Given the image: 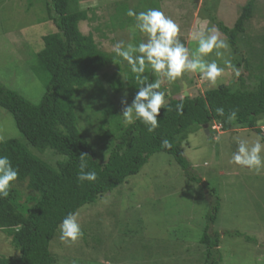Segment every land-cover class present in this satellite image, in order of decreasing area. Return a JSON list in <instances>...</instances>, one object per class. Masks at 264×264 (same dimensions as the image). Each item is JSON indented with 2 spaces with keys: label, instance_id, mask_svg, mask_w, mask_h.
I'll use <instances>...</instances> for the list:
<instances>
[{
  "label": "rangeland",
  "instance_id": "1",
  "mask_svg": "<svg viewBox=\"0 0 264 264\" xmlns=\"http://www.w3.org/2000/svg\"><path fill=\"white\" fill-rule=\"evenodd\" d=\"M248 1L89 0L80 4V9L89 10L90 16L81 22L80 28L84 34L93 33L100 48L114 54L113 46L119 41L125 44L146 41V36L134 29V18L127 15L126 9L138 13L155 8L180 26L181 42L194 50V31L201 27L218 28L217 21L233 27ZM45 5L43 0H0V83L35 104L46 92L47 78L35 66L37 53L44 48V36L56 31L54 22L47 18ZM122 6L125 11L119 13ZM219 32L229 48L224 50L223 58L210 54L208 59H215L225 68L221 81L212 85L201 80L198 73H185L173 83L164 80L159 91L165 93L167 103L184 97L186 92L196 97L223 84L239 88L241 76L246 88L258 86L264 77V0H257L237 50ZM224 59L231 60L240 71L239 77L224 65ZM127 65L116 57L114 63L100 72L96 82L78 95L81 125L96 149L104 146L98 131L102 115L96 114L90 123L84 118L86 110L91 112L90 106H102L101 101L108 98V104L112 101L122 115L121 101L125 94L129 104L133 97L127 90L116 94L111 81L113 77L125 78ZM152 78H156L153 73ZM104 87L108 94H104ZM10 138L27 142L14 116L0 106V141ZM256 138L262 137L253 129L224 131L215 122L212 133L201 127L192 131L183 148L192 173L202 178L200 182L191 180L172 155L154 154L139 174L78 212L81 228L89 232L86 239L82 236L69 246L57 235L51 246L56 264H204L206 247L200 238L217 199L220 209L212 229L221 233L220 264H264V171L256 174L228 163L232 148H238L237 139ZM43 157L53 164L58 159L48 151ZM21 187L26 200L31 192L26 184ZM136 231L139 236L131 239ZM12 233L11 226L0 228V256L19 255ZM97 236L101 243L93 240Z\"/></svg>",
  "mask_w": 264,
  "mask_h": 264
},
{
  "label": "trees",
  "instance_id": "2",
  "mask_svg": "<svg viewBox=\"0 0 264 264\" xmlns=\"http://www.w3.org/2000/svg\"><path fill=\"white\" fill-rule=\"evenodd\" d=\"M43 1L47 18L54 22L56 31L44 36V48L37 53L35 66L47 75L42 100L35 104L0 83V106L14 116L27 140L10 138L0 141V155L7 156L19 172L9 196L0 199V228L13 227L12 242L19 255L0 256V264H56L57 257L51 246L60 234L59 225L63 218L98 202L105 194L139 174L156 153L172 155L191 180L202 181L192 173L183 148L188 135L197 128L209 129L212 133L215 122L220 123L224 131L250 128L264 138L261 128L264 124V77L256 88L250 89L244 86L241 76L239 88L223 84L196 97L187 95L171 99L167 103L168 110L161 109L160 127L154 133H149L139 121L125 125L114 103L108 104V98L101 101L102 106L94 108L89 105L92 111L86 110L84 118L90 123L93 116L102 115L98 131L104 146L96 149L81 125L77 98L96 82L104 68L116 61L115 53L101 49L95 35L84 34L80 28L81 22L90 19L89 10L80 9V4L89 0ZM256 2L248 1L233 27L217 21L218 29L235 50L253 17ZM123 8L120 7L119 13L125 11ZM124 70L125 78L113 77L111 86L116 94L127 90L134 98L138 91L135 76L129 65ZM145 75L149 76L150 82L154 81L151 69H146ZM104 90L105 94V87ZM181 105L182 113L178 110ZM101 107L104 108L101 110ZM217 108L224 109V116L217 114ZM232 112L236 117L230 120ZM163 139L171 141L173 147L162 148ZM47 151L58 156L55 164L43 157ZM81 154L87 155L86 170L97 173L96 181L78 180ZM22 184H26L31 192L26 200L23 199ZM215 204L200 238V243L206 247L204 264H220L222 261L221 233L212 229L220 209L219 199ZM82 231L86 239L88 230L82 228ZM136 232L131 234V239L139 236ZM93 240L101 243L98 236Z\"/></svg>",
  "mask_w": 264,
  "mask_h": 264
},
{
  "label": "clouds",
  "instance_id": "3",
  "mask_svg": "<svg viewBox=\"0 0 264 264\" xmlns=\"http://www.w3.org/2000/svg\"><path fill=\"white\" fill-rule=\"evenodd\" d=\"M129 17L134 18V29L146 36V41L139 44L117 42L113 46L116 57L122 58L130 66L131 73L135 76L138 85L131 104L125 98L121 103L124 106L121 117L126 125H133L137 121L142 123L149 133H154L159 127L158 117L162 108L168 110L165 93L159 91L162 83L176 82L185 73H198L201 80L216 85L225 72V68L218 65L215 59L209 60L210 54L217 58L224 57V50L229 48L226 40L221 38L219 29L215 26L208 27L192 33V39L196 41L194 50H190L181 42L180 26L164 12L149 8L146 11L136 12L132 9L127 11ZM226 67L235 71L239 77L240 71L235 69L231 60L224 59ZM146 69H151L156 77L154 81L145 75ZM182 113L183 107L178 106ZM216 112L224 116V109L217 108ZM236 113L232 112L230 120L235 119ZM221 125V124H220ZM222 127V125H221ZM262 127V125H261ZM223 129V128H222ZM264 138L237 139L238 148H232V155L228 163L239 166L242 170H248L260 174L264 171ZM161 147L171 149L172 142L168 139L161 141ZM87 155L79 157L78 180L81 182H94L97 179L95 171H87ZM19 176L18 169L13 167L11 160L0 155V199L7 198ZM60 240L71 246L83 236L81 225L78 221V213L70 212L59 225Z\"/></svg>",
  "mask_w": 264,
  "mask_h": 264
},
{
  "label": "water",
  "instance_id": "4",
  "mask_svg": "<svg viewBox=\"0 0 264 264\" xmlns=\"http://www.w3.org/2000/svg\"><path fill=\"white\" fill-rule=\"evenodd\" d=\"M187 95H188V92H186L185 96H187ZM207 132L210 133V132H209V129H207Z\"/></svg>",
  "mask_w": 264,
  "mask_h": 264
},
{
  "label": "built area",
  "instance_id": "5",
  "mask_svg": "<svg viewBox=\"0 0 264 264\" xmlns=\"http://www.w3.org/2000/svg\"><path fill=\"white\" fill-rule=\"evenodd\" d=\"M261 128H262V130H263V133H264V124L262 125V127H261Z\"/></svg>",
  "mask_w": 264,
  "mask_h": 264
}]
</instances>
